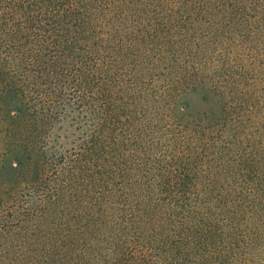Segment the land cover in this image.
Segmentation results:
<instances>
[{
    "label": "trees",
    "instance_id": "trees-1",
    "mask_svg": "<svg viewBox=\"0 0 264 264\" xmlns=\"http://www.w3.org/2000/svg\"><path fill=\"white\" fill-rule=\"evenodd\" d=\"M0 34L71 58L96 114L48 155L44 105L14 107L0 264H264V0H0Z\"/></svg>",
    "mask_w": 264,
    "mask_h": 264
},
{
    "label": "rangeland",
    "instance_id": "rangeland-1",
    "mask_svg": "<svg viewBox=\"0 0 264 264\" xmlns=\"http://www.w3.org/2000/svg\"><path fill=\"white\" fill-rule=\"evenodd\" d=\"M25 42V39H12L0 34V69L3 70L0 72V79H12L22 93L18 100L9 98L8 104H4L5 99L0 97V129L6 128L12 117L17 115L14 107H19L20 103L22 106L26 103L35 108L44 105L51 120L45 139L47 154L68 156L73 148L87 138L96 114L91 105L80 104L77 100L71 85L74 68L69 62L71 58H43L42 55L34 56L36 52L24 55L19 51V45ZM61 61L68 66H61ZM52 95L56 99L50 102L47 98ZM40 126H36V129L34 126L33 133H40ZM37 139L35 137V141ZM37 149L38 146L31 148L33 154L38 153Z\"/></svg>",
    "mask_w": 264,
    "mask_h": 264
}]
</instances>
